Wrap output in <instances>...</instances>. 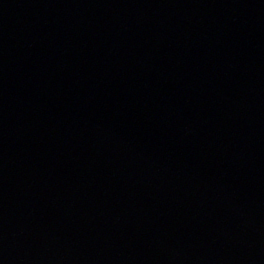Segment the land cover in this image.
Segmentation results:
<instances>
[{
	"label": "water",
	"instance_id": "1",
	"mask_svg": "<svg viewBox=\"0 0 264 264\" xmlns=\"http://www.w3.org/2000/svg\"><path fill=\"white\" fill-rule=\"evenodd\" d=\"M31 264H264V0H0Z\"/></svg>",
	"mask_w": 264,
	"mask_h": 264
}]
</instances>
